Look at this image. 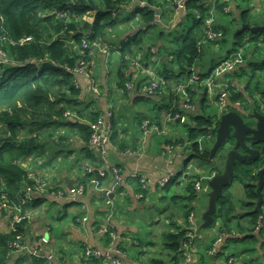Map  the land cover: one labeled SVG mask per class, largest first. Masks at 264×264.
I'll use <instances>...</instances> for the list:
<instances>
[{
	"label": "trees",
	"instance_id": "trees-1",
	"mask_svg": "<svg viewBox=\"0 0 264 264\" xmlns=\"http://www.w3.org/2000/svg\"><path fill=\"white\" fill-rule=\"evenodd\" d=\"M147 2L150 6L162 10L161 17H165L168 13L164 9L166 1L163 4L159 0H147ZM129 3L130 0H0V54L3 55L0 56V218L9 215V220L13 221L17 207L21 206L25 213L43 205L44 199L39 195L34 197L31 204L26 205H22L18 199L23 195L25 188L36 185L35 182H29L26 165L29 160L39 164L45 159H49L52 163L59 160L64 168L68 163L65 161L66 158L73 153L76 139H79L89 155L93 154L89 124L95 122L100 113L93 111L86 113L88 107L82 102V90L79 86L81 74L77 73L76 69L82 61L86 64L90 62L91 54L97 50L95 45L98 43L118 45L116 42L119 39L120 28L131 19H139L138 30L128 35L116 47L119 52L117 63L120 66L116 64L113 69L117 75V86L125 91L126 83L130 79L123 69L130 64L132 56L142 50L157 47L154 41L159 34L162 36L166 33L164 32L166 30L156 23V12L149 8H137L129 13V18L121 20L123 7ZM189 7L192 8L195 17L194 25L182 40L173 37L178 29L171 34L166 33L173 49L164 50L168 52V58L173 57L172 62L177 68L178 75L186 76L187 79L191 77L192 70L203 56L202 50L198 48V42L203 35L204 19L210 14V10L199 0H188L187 9ZM224 7L225 5L219 6L217 12L223 11ZM195 11L201 12V18L195 16ZM247 15L248 13L245 12L242 17ZM185 19L181 25L184 24ZM243 36L244 34H237L238 44ZM29 38L31 40L26 41ZM84 40L88 42L87 48L83 47ZM148 41H152V46L148 47ZM163 48L164 46L158 48L159 54H162ZM173 72L166 70V75L162 78L163 84L158 90V93H161V89L167 91L168 103L157 112L155 119L149 120L152 125L161 129L163 111L165 117L170 119H176L178 116L177 123L182 122L180 118L184 116L182 95L177 92L182 81L172 86ZM186 94L189 97L188 103L192 104L195 98L193 87H189ZM231 99L237 102L241 97L233 92ZM202 102L204 103V99ZM69 112L73 116L65 117ZM77 117L86 120L89 124L78 121ZM114 119H112L111 142H116L120 147L117 122ZM182 123L187 122L185 120ZM190 123L187 126V142H193L189 146L190 157L207 162L210 158V150L205 148V137L213 128L214 118L207 116L203 111L191 116ZM200 141H203V146ZM169 143L175 147L183 146L185 140ZM90 148L92 151L89 150ZM94 167L97 172L101 163L95 164ZM87 180V177L83 178L80 185H87ZM175 181L172 179L163 189H167ZM238 181L244 184L245 197L248 201L238 204L225 193L226 188L218 203V213L215 216V224L220 223L217 240L221 238L223 242L221 248L217 247L215 255L217 258L225 257L227 263L235 258V255H227L226 249L229 244L241 243L252 238L251 235L259 228L260 220L263 219L264 222L261 213L251 212L241 217H247L250 225L240 223L234 225L239 217L238 207L243 210L251 209L257 200V178L248 172L240 174ZM109 182H112V179ZM187 190L191 192L192 186H188ZM88 191L89 188L84 195ZM66 195L64 194V197ZM3 196L9 201L7 208L4 206ZM173 199L177 201L180 197ZM162 200L167 202L165 197ZM192 213H194L192 210L185 212L186 222L190 223ZM176 220L174 215L168 217L169 224L167 229L160 233V240L154 245L157 246L155 252L149 257L150 251L143 264H182L186 258L185 251L186 244H189L190 230L180 226ZM28 222L30 221L17 225V232L11 231V225L7 232L0 228V264H9L12 254L9 244L18 233L24 234ZM263 231L264 228L261 230V235L264 237ZM253 241L256 245L257 240L254 238ZM121 247L125 250L128 247H135V244L134 242L121 244ZM211 249L204 259L210 257ZM87 262L92 264L97 261L87 260Z\"/></svg>",
	"mask_w": 264,
	"mask_h": 264
},
{
	"label": "crops",
	"instance_id": "crops-1",
	"mask_svg": "<svg viewBox=\"0 0 264 264\" xmlns=\"http://www.w3.org/2000/svg\"><path fill=\"white\" fill-rule=\"evenodd\" d=\"M135 1H140L143 4L148 3L147 0H130V3L123 7V11L131 13L137 9H131ZM204 4L205 7L209 9V7L212 8L214 4H217V1L207 0ZM168 5L171 4L169 3ZM221 5L224 4L218 3L216 5L215 13L219 24L218 29L223 32L224 39L215 44L214 46L216 47H218L220 43L225 42V36L228 31L225 25H223L222 15L220 12H217V6ZM154 8L160 9L158 7ZM230 8L232 15L235 16L239 24L237 31L233 32L234 43L232 49L229 50L232 52L236 50L239 45L237 34H241L240 30L243 28L240 19L247 20L250 12L248 10H241L239 7H236L235 4H231ZM167 11L168 13L165 17H161L162 14L160 16L157 15V19L159 17H161V19L159 22L156 20V23L166 30L164 32L171 34L175 32L181 24L178 26L175 25L178 15L172 5L171 10ZM245 12L248 13V15L242 17ZM169 17H171V19ZM137 21H139V19H137ZM138 28L134 29L132 32H135ZM132 32L126 33V31L120 28L119 39L116 43L119 45L120 42ZM166 33L162 36L159 34V37L154 41V45L158 48L164 46L162 54H159L157 47L152 48L156 50V54L151 53L152 49L142 50L144 54H142V51L137 52L130 59V64L123 69V71L126 72V76L130 79L126 84H131V88H127L125 84L126 90L124 91L117 86V75L113 69V66L118 64L117 62L119 59V52L116 50V47H118L117 44L116 46L108 44L112 47L110 56H106L105 53L100 52L98 49L94 50L93 54H91L86 72L82 74L79 79V86L82 90V102L86 103V107H88L86 113L91 111L99 112L100 116L104 115L107 117L109 113L113 112L114 120L117 122L118 140L119 142L121 141V146H117L116 142H111L108 149L110 166L119 168L124 178L123 185L116 194V208L111 219V225L117 236L115 246L111 247L108 235L101 232L102 229H105L107 226V217L108 214H110V210L106 206L101 194L92 188H89L88 193L80 198L69 194V191L78 186L83 180L84 167L86 165L94 166L100 163V159L97 155L98 152L93 148L92 151L90 148L89 150L92 151L93 154L89 155L88 151H85V148H83L84 146L80 143L79 139H76L73 153L66 158L65 161L68 163L65 164L64 168L59 160H55L53 163L48 162L46 165L47 168L44 169H40V165L38 166L35 161H32L38 168L31 167L30 170L27 168L29 174H35L37 178L50 182L52 186L67 195L65 197H52L47 192L35 194V196L39 195L40 198H43L44 203L39 208L32 209V217H35V213L44 205L47 206V211L55 210V214L51 216L50 213H48L49 216H44V218H33L32 222L26 224L24 237L26 239V246L30 252L28 253L26 251L21 255L11 254L9 264H88L89 262H87V257L85 256V250L87 248L99 251L102 254L111 253V256L118 259L120 264H143L145 258L148 257V253L151 251L149 254L150 257L153 255L152 252H155V248H157V246H154L155 243H157L156 239H158V241L160 240V233L165 231L169 224L168 217L173 215L178 220L180 226L189 228V233H192V239L189 241L188 249L185 251L186 258L182 264H227L225 257H216L214 260L215 262L212 261L210 257L204 259L209 249L212 248L211 251H213L214 248H221L223 242L216 245L221 239L217 240L219 222L211 229H203V216L200 225H198L196 215L193 220L189 219L190 223H188L186 222L187 220H185V216L169 213V208L165 209L163 207L162 212L159 211L161 215H158L160 216L153 214L154 211L158 213L157 203L158 201L161 202L163 199L160 198L159 200H155L158 194L157 192L160 189V182L167 178L177 180L178 177L186 174L187 172L181 173V165L183 163L187 164L188 162V160H185L183 153L179 152L180 150L169 153L165 149L167 145L171 144L169 142L181 139L178 132H173L170 129L171 125L176 123V119L170 120V117H165L163 111V128L167 131L165 134H157L151 132L150 129L149 131H144L142 129L143 123L152 118L155 119L158 115L157 112L169 101L168 93L163 89H161V93L157 91L153 96H150L144 90L150 83V71L152 70L149 57L153 55L157 58V61L159 59L160 62L162 57H167L166 64L161 62L162 65H168L170 60H173V57L170 56L168 58L164 51V49H167L165 44L172 45L169 43L170 38ZM170 49H173V47ZM222 62L221 60L220 64ZM117 66L119 67L120 65L118 64ZM238 69L237 67L231 72H224L218 79H215V82L219 84V80L226 76H235L236 79L237 74H239ZM208 74L202 73L201 66L195 67V69L192 70V75L189 79L194 76L197 77V81H195L192 86L195 98L193 99L190 109L186 110L184 95L181 94V102L184 103L182 106L184 111L183 117L186 118V122L187 118L190 120L191 116H196L200 114V112L202 113L204 111L206 114L205 105L207 103V89L203 93L199 83L202 79H205ZM189 79L185 78L183 81ZM159 81L160 85H162L163 79L160 78ZM177 82L180 81H171V85L173 86ZM228 85L223 83L222 89L227 90ZM215 93L216 98L221 94L218 91ZM157 94L159 95L154 96ZM203 99L204 103L202 102ZM162 102H164V105L160 107V103ZM233 104L234 107H238L239 101ZM203 107L204 110L202 111ZM77 119L80 122H87L78 117ZM87 123L89 124V122ZM184 140L187 142V139ZM205 148L211 151L213 148L212 142L206 143ZM73 160H77V162ZM223 169L224 161L218 155L214 162H209L208 160L207 162H203L202 165L193 167V172L195 173L196 181L200 182V184L201 181H207L206 192L210 193L211 190L208 186V182L213 177L221 174ZM134 173L143 174L150 180L151 188L145 196L142 194L139 182L130 178ZM198 174H201V177ZM198 176L201 180H197L199 178ZM186 178H188V176H186ZM190 178L192 177L190 176ZM196 191H202V184L201 189ZM225 193L230 195L238 204L248 201L245 197V186L238 180H235V182L227 188ZM140 194L143 195L144 198H138ZM208 205L203 207V215L207 211ZM263 209L261 210V214L264 216ZM252 211L253 208L243 210L241 207H238L237 214L239 217H237L234 225L237 226L239 223L250 225V220L247 219V217H241L243 215L247 216V214ZM76 218L77 220L88 218V221L82 224L78 223ZM45 219L51 222L53 219L52 224L46 222ZM242 219H245L246 222H242ZM37 220H40L38 222L39 224H37ZM55 222H58L59 226H56ZM48 224L50 225L48 226ZM0 228L2 227L0 226ZM2 230L8 231L3 228ZM261 238L264 240L262 235ZM253 239L254 238H249L247 240V242L249 241L248 243L252 244V247L250 246L248 250H243L241 252L243 254L248 252V255L243 258H237L235 256V258H233V264H264V246L258 249L260 242L255 238L257 240V244L255 245ZM45 240L48 242L45 243ZM132 242H134L135 247H128L125 250L122 249L121 244L127 245L132 244ZM100 264L112 263L102 259Z\"/></svg>",
	"mask_w": 264,
	"mask_h": 264
},
{
	"label": "built area",
	"instance_id": "built-area-1",
	"mask_svg": "<svg viewBox=\"0 0 264 264\" xmlns=\"http://www.w3.org/2000/svg\"><path fill=\"white\" fill-rule=\"evenodd\" d=\"M199 1L202 2V4L207 2V0H199ZM216 1H217V4L220 3V0H216ZM257 1H260V0H257ZM187 2L188 0H171L170 4L175 8L176 11H178L181 8H184L186 9L188 13ZM217 4H214L212 8L209 7L210 14L208 17L204 19L203 35L198 42V48L200 50H202L204 46L215 45L224 39L223 32L218 29L219 24H218L217 16L215 13L216 12L215 7ZM218 7L219 6H217V8ZM222 13L227 14V15L231 14V8L228 5L225 6ZM195 16L197 18H201L202 16L201 12L195 11ZM160 19L161 17L157 19V22H159ZM29 40H31V38L27 39L26 41H29ZM248 41H250V37L247 36V38L245 39V42H248ZM95 46L102 53L110 52L112 48L109 45H103L101 43H98ZM83 47L84 48L88 47V42H86L85 40H84ZM245 49H246V46L244 45L240 48L239 51L236 49L228 54L226 59H224L223 62L217 67L215 71L217 76L214 77V79L209 85L210 87L207 89V95L212 94L213 92H216V91L221 93L220 96L216 98V100H218V106L220 109H223L226 105H228L232 92L228 90L227 91L223 90L222 84H218L217 82H215V79H218L220 75L223 74L224 72H231L235 68H237L239 65H241L243 61ZM151 53L156 54V50L152 49ZM157 62H159V59ZM87 68H88V64L82 61L80 63V66L76 69V72L82 75L86 72ZM195 81H197V77L193 76L191 79L187 81H183L180 84V86L177 88V92L179 94L184 95V101L186 104L185 107L187 108L186 110L190 109L191 107V104L188 103L189 97L186 94V90L189 87H192ZM131 87H132L131 84H127V88H131ZM159 88H160V81L157 77H155L154 71L151 70L150 71V83L148 86L144 88V90L146 93L152 96L159 90ZM72 116L73 114H71L70 112L65 115V117L67 118H70ZM113 118H114V113L111 112L108 114L107 117H105L104 115H101L95 122L89 124L90 129H91L90 146L98 152L101 167L96 172V169L93 165H86L84 167L83 178H86V177L88 178L87 185L79 184L74 189L69 191V194L72 196H82L85 194L88 188H93L94 190H97L101 194L106 206L110 210V214H108V217H107L108 224L105 227V229H102L101 232L109 236L110 238L109 244L111 247L115 246V242L117 240V236L111 225V219L113 217V212L115 211V208H116L115 198H116V194L119 192L124 182L122 171L117 167L110 166L109 160H108L109 159L108 149L111 144L112 119ZM177 118L179 117L177 116ZM180 119L182 122H184L186 118L181 117ZM152 124L153 123L151 121H145L143 123L142 129L144 131H149L150 129L151 132H154L157 134H165L167 132L165 128L161 129V128H158V126H154ZM217 128H218L217 124H215L214 122L213 128L211 130L215 131V134H216ZM165 149L169 153L177 152L176 147L171 144L167 145ZM130 178H132L133 180H137L139 182L141 190H142V194H144L145 196V194L148 193V191L151 188L150 180L145 175L138 174V173L132 174ZM111 179H112V182H109V180ZM29 181L35 182L36 185L34 187L28 186L27 188H25L23 195L18 198L21 201L22 205L31 204L33 202L35 194L38 192L39 193L47 192L52 197H64V194H65L64 192L60 190L57 191V189L54 186H52L50 182L37 178L35 174H29ZM171 181H172V178L164 179L160 182L159 187L163 189ZM194 188L199 191L201 189L200 182L198 181L195 182ZM144 196L140 194L138 198L141 199V198H144ZM3 200L5 202L4 206L7 208L9 201L7 200L6 196H3ZM16 210L17 212L14 217V220L11 221V227H12L11 231H14V232H17V228H16L17 225L23 224V222H26V221H30L29 210L23 213L21 206L17 207ZM194 218H195V214L192 213L190 216V219L193 220ZM87 221H88V218H81L77 220L78 223H82V224H85ZM192 231H195V230H192ZM188 238H189V241L192 239V233L188 234ZM47 242L48 241L45 240V243ZM220 242H222L221 239L216 245L220 244ZM188 245L189 244H186V249H188ZM9 248L12 251V254H22L26 251L30 252L28 250V247L25 244L24 234H21V233H18L16 238L12 242H10ZM216 250L217 248H214L213 251L210 252V255L215 254ZM85 256L87 257V260L97 261L92 264H100V261H102V259L108 260L112 264H120V261L118 259L113 258L111 256V253L102 254L101 252L95 251L91 248H87L85 250ZM233 262H234V259H231L227 264H233Z\"/></svg>",
	"mask_w": 264,
	"mask_h": 264
},
{
	"label": "rangeland",
	"instance_id": "rangeland-1",
	"mask_svg": "<svg viewBox=\"0 0 264 264\" xmlns=\"http://www.w3.org/2000/svg\"><path fill=\"white\" fill-rule=\"evenodd\" d=\"M164 1H166V4L164 5V9L165 10H171V5H168L171 0H159L160 3H164ZM221 4L224 5H228L231 7V4H235L236 7H239L241 10H248L250 12V18L251 19H257L260 16H264V0H220ZM193 10L192 8H188V16L185 19V22L183 25H181L182 27L178 28V30L175 32L173 37H179L180 40H182V38L185 36V34L187 33V31H189V29L193 26V23L195 21V17L193 15ZM220 14L222 15V19H223V25H225V28L228 30L227 34L225 36V42H222L218 45V47L211 45V46H204L202 48V52H203V56L202 58L197 62L196 67L201 66L202 68V73L204 74H208V76L205 79H202V81L199 83V85H201L202 87V92L204 93L206 89H208L210 86V83L212 82V80L214 79V77L217 76L216 74V68L219 66L221 60L223 61L229 54V50L232 49V45L234 43V37H233V32L237 31V28L239 26L238 22L236 21V18L234 15L229 14H223L222 11L220 12ZM130 17L129 12L127 11H123V13L121 14V20H125L127 18ZM171 19V17H169ZM172 18H173V13H172ZM222 24V23H221ZM139 27L138 21L137 19H131L129 23L125 24V26H123V28H121V30L126 31V33L128 32H132L134 29H137ZM247 36V34L245 35ZM244 36V37H245ZM167 39V38H165ZM245 38H242L239 40V45L237 46V50L239 51L240 48L242 46H246V49L244 50V55L247 53V49L249 52H253L255 50V46H254V42L253 41H248L245 42L244 40ZM181 43V42H180ZM148 47L152 46V41H148L147 43ZM166 48H172L173 45H169V44H165ZM216 48V49H215ZM112 49V48H111ZM167 51V49H164ZM144 51H142V54ZM106 55L110 56V52L105 53ZM168 54V53H166ZM1 57H3V55L0 54ZM0 57V58H1ZM156 59V62H155ZM150 60V67L152 70H154V74L155 77H157L158 79L160 78H164V76L166 75V70H173L174 72L171 75V81L172 82H176V81H183L185 80L186 76H179L178 72H177V68L175 66V64L170 60L168 65H162L161 62H157V58H155V56L151 55V57H149ZM235 81V76H226L224 78H222L221 80H219V84H230L233 83ZM164 105V102L160 103V107ZM206 107V115L210 116L212 118H214V122L215 124H217L218 120H219V116L221 111L219 110V106H218V100H216V93L213 92L212 94H208L207 95V103L205 105ZM190 120L189 118H187V123H173L170 127V129L173 132H178L181 136V139H188V125H190ZM193 142H185L183 146H177L176 151L180 150L179 152L183 153V156H185V160H188L187 164L183 163L181 165V173L182 172H187L184 175H181L180 177H178V179L176 180L177 182L170 184L168 186L167 189H159L158 190V194L155 198V200H159L160 198H167V203L164 202L163 200L160 202L158 201L157 203V211H154L153 214L158 215L160 214V212H162L163 207L165 208H169V213L171 214H175V215H180V216H184L185 212L188 210H192L195 215H196V220L198 221V225H200V222L202 221V209L203 207L206 205H208L209 203V193L206 192L207 190V181H201L202 184V191L197 192L194 188L196 178H195V173L193 172V167L195 166H199L203 164V161L199 160V159H193L190 156V147L191 144ZM200 144H202L203 146V141H200ZM49 162V159H45L44 162H41V164L37 163L35 161V163H37V165H40V169H44L47 168V164ZM27 168L31 167H37L34 165V163L32 161H28L26 163ZM82 167V166H81ZM38 168V167H37ZM201 177V174H198ZM186 176H188V178H186ZM190 176L192 178H190ZM199 177V176H198ZM198 178L197 180H201V178ZM54 180V179H52ZM51 180V181H52ZM33 182V181H32ZM56 185V184H54ZM58 185V184H57ZM188 186H192V191L189 192L187 190ZM226 192V190H225ZM174 197H180L179 200L174 201ZM154 204V203H152ZM47 206L44 205L40 210H38L35 213V217H32V210H29V216H30V222H32L33 218H44V216H49L48 213H50L51 216H53L55 214V210H49L46 209ZM49 208V207H48ZM264 208V206H263ZM264 210V209H263ZM160 211V212H159ZM161 215V214H160ZM158 215V216H160ZM8 218H10L9 215L5 217H1L0 218V226L3 229H7L9 231V229L7 228V226L9 227V225H11V220H9ZM51 218V217H50ZM40 220H37V224H39ZM46 222L52 224V222L45 219ZM242 222H246L245 219H242ZM48 224V226L50 225ZM55 225L59 226V223L55 222ZM197 225V226H198ZM215 225H213L211 228H213ZM200 227V226H198ZM210 228V229H211ZM263 235H264V231H263ZM24 240L25 237H24ZM158 242V239H156ZM249 242V241H248ZM247 241L241 242V243H230L228 248L226 249V252L228 254H232L235 255L237 258H243L245 256H247L248 252L246 254L241 253L243 250H248V248L252 245L251 243H248ZM26 244V242H25ZM252 247V246H251ZM29 253V252H28ZM30 255V254H29ZM261 264V263H259Z\"/></svg>",
	"mask_w": 264,
	"mask_h": 264
},
{
	"label": "water",
	"instance_id": "water-1",
	"mask_svg": "<svg viewBox=\"0 0 264 264\" xmlns=\"http://www.w3.org/2000/svg\"><path fill=\"white\" fill-rule=\"evenodd\" d=\"M134 8H149L156 12L158 16L162 14L160 9L150 6L148 3L143 4L135 1L132 5ZM176 26L183 23L187 16V11L181 8L177 11ZM254 20V19H253ZM242 23L241 35L249 33L252 37L260 39L264 36V16L255 19L256 24H250L240 19ZM251 41V40H250ZM167 57H162L161 62L166 64ZM207 95V92H206ZM256 98L253 96L252 99ZM234 101L226 105L221 111L217 122V130L213 148L210 152L209 162H213L215 157L220 154L225 161V167L221 174L213 177L209 182V205L203 215V229L211 228L215 224V216L218 213V203L224 195V190L229 188L238 174L248 173L252 170V164L260 157H264V129L261 128L262 120L257 119L255 113L246 111H235ZM239 105V104H238ZM241 107V106H240ZM264 162V159H263ZM259 184L257 188L258 202L254 213L259 212L264 206V168L258 172ZM264 228L263 219L260 220L258 230L251 235L260 242L259 248L263 246L264 240L261 238V230ZM210 259L214 261L216 255H211ZM215 262V261H214Z\"/></svg>",
	"mask_w": 264,
	"mask_h": 264
},
{
	"label": "flooded vegetation",
	"instance_id": "flooded-vegetation-1",
	"mask_svg": "<svg viewBox=\"0 0 264 264\" xmlns=\"http://www.w3.org/2000/svg\"><path fill=\"white\" fill-rule=\"evenodd\" d=\"M245 22L253 25L257 23L250 17H248V19ZM245 35L246 34H244V36ZM244 36L243 38L246 39L247 37ZM247 36L250 37V40L254 42L255 50L253 52H249L247 49L246 51L247 53L243 56L242 64L238 66L239 74H237L235 81L227 86V90L231 91L232 93L233 92L237 93L238 96L242 98L239 100V106L235 107L242 109L240 110L235 109V111H246L252 114L253 112H256L255 115L257 119L259 121L260 119L262 120L261 128L264 129V36L260 37V39L251 37L249 34H247ZM253 96H256V98L252 99ZM230 101L233 102V100L230 98L228 104H230ZM215 135H216L215 131L211 130L209 135L205 137L206 143L212 142V145H214ZM262 135L264 136V134ZM218 155L220 156V154ZM263 159L264 157L262 156L257 161H255L252 164V170L250 172L254 178H257V183H256L257 200L255 202V205L253 206V211L255 210L254 208H256V204L259 199L257 194V188L260 181L258 172L264 168ZM224 167H225V161H224ZM239 175L240 174L237 173L235 180H238ZM263 196H264V190H263ZM262 209L263 206L261 207L259 213H261Z\"/></svg>",
	"mask_w": 264,
	"mask_h": 264
}]
</instances>
